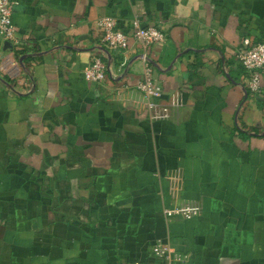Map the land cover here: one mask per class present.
Wrapping results in <instances>:
<instances>
[{
    "label": "crops",
    "instance_id": "1",
    "mask_svg": "<svg viewBox=\"0 0 264 264\" xmlns=\"http://www.w3.org/2000/svg\"><path fill=\"white\" fill-rule=\"evenodd\" d=\"M14 1L21 44L0 36V264H162L158 241L188 264H264V90L244 86L236 58L245 37L264 40V0ZM105 16L127 49H103ZM137 17L167 36L147 49L159 98L138 87ZM96 55L100 83L84 77ZM185 204L199 213L166 216Z\"/></svg>",
    "mask_w": 264,
    "mask_h": 264
},
{
    "label": "built area",
    "instance_id": "2",
    "mask_svg": "<svg viewBox=\"0 0 264 264\" xmlns=\"http://www.w3.org/2000/svg\"><path fill=\"white\" fill-rule=\"evenodd\" d=\"M14 0H0V36L7 41L17 45L21 39L14 23ZM133 37L144 49L143 62L145 70L142 80L139 82V89L149 98H159L163 89L154 76V68L149 62L147 49L155 44H162L166 41V33L159 26H143L137 17L133 20ZM101 31V45L108 52L125 50L129 47L130 35L120 25L116 17L105 16L97 21ZM237 63L243 69L244 86L253 94L261 95L264 90V40H257L252 37H245L237 52ZM9 67H17L14 60L7 59L3 62L2 70ZM108 64L102 56L93 57L90 65L84 70V77L89 82H104L107 80ZM152 107L155 104L152 101ZM154 119L169 118V109L164 107L155 112ZM200 208L195 204H185L182 207L165 210L167 217L181 216L190 218L199 213ZM155 256L162 264H188L187 257L178 253L171 245L158 241L153 246ZM130 264H141L134 262Z\"/></svg>",
    "mask_w": 264,
    "mask_h": 264
}]
</instances>
